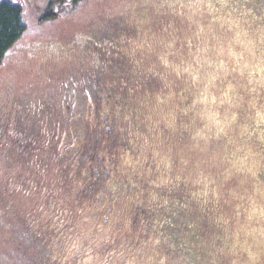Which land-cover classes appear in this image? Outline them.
<instances>
[{
    "label": "rangeland",
    "instance_id": "374dc122",
    "mask_svg": "<svg viewBox=\"0 0 264 264\" xmlns=\"http://www.w3.org/2000/svg\"><path fill=\"white\" fill-rule=\"evenodd\" d=\"M9 1L20 6L26 17L24 32L0 63V96L28 106L13 119V133L23 124V112L35 115L36 106L50 108L38 115L44 143L30 152L27 167L16 143L0 149V264H155L157 239L167 241L160 249L167 250L159 257L164 264L169 259L176 264H264V4L258 6V0H83L58 19L40 21L28 0ZM189 4L194 7H181ZM207 4L213 6L211 13ZM118 17L130 30L126 36H116L117 43L112 40L105 46L87 44L84 37L90 28L106 31ZM109 48L116 66L105 58ZM229 50L232 57L221 55ZM221 60L226 64L220 67L206 63L218 65ZM199 65L202 81L215 78L214 94H223L217 89L227 92L228 102L219 111L227 112L232 123L226 136L207 144L200 141V149L193 152L188 145L195 127L181 113L194 92L189 71ZM98 67L115 70L100 72L108 95L98 111L115 113L116 107L121 108V137L114 148L118 169L103 185L117 197L110 203L121 221L118 231L93 219L89 203L81 197L89 163L95 164L98 156L106 161L113 154L98 140L92 162L61 158L71 137L69 122L78 125L65 109L76 94H83L89 106L82 140L90 147L98 123L91 111L98 97L92 95L94 85L81 81L80 75ZM73 76L79 82L75 88L69 83V88ZM155 96H170L168 110H179L176 131L161 124L151 132L154 146L171 149L172 171H166V161L156 171L149 150V164L132 173L141 156L136 137L151 129L147 121H134L130 109L145 112ZM53 138L55 146L50 143ZM19 175L25 178L22 184L16 181ZM169 179L171 183H166ZM161 180L165 184L157 189L155 184ZM136 207L149 212L159 208L155 216L144 214L135 222ZM168 213L175 215L171 220L175 223L167 232L163 220ZM55 229L64 232L63 251L53 243ZM101 242L104 254L98 251ZM79 249L81 257L69 263L67 252Z\"/></svg>",
    "mask_w": 264,
    "mask_h": 264
},
{
    "label": "flooded vegetation",
    "instance_id": "af4514ba",
    "mask_svg": "<svg viewBox=\"0 0 264 264\" xmlns=\"http://www.w3.org/2000/svg\"><path fill=\"white\" fill-rule=\"evenodd\" d=\"M81 1L83 2V0H28L35 15L40 21L51 17L58 19L67 12L75 9L81 3ZM108 26L109 28L106 31L102 30L103 28H90L89 32H87L84 37L87 44L95 48L97 47L96 45L105 46L112 40L117 43L115 40L116 36L124 37L130 31L124 18L122 17L112 19ZM105 58L114 66H116L117 61L112 48H109V54L106 55ZM100 72L105 75L106 72L112 74L115 72V70H102L100 67H98L97 70L93 71L89 75H80L82 77L81 81L87 84L89 83L91 86L94 85L96 94L92 93V95L93 97H95V95L98 97L97 99L94 98V104L91 111L94 116H97L98 123L95 125V130H93V136H91V139H89L90 147H87L86 143H84L82 140L83 135L86 133L83 119L86 117L85 115L89 106L88 104H85L83 94H76V96L73 95V98L68 100L67 104L65 105V109L74 115L75 121L78 125L72 126L69 122V131L71 133V137L65 142V151L63 153L64 156L61 158L71 160L72 162H79L81 160L89 159L90 162H92L91 158L96 156L97 153L96 147L97 142H99L98 140H102L103 147H105L106 151L113 154H109V157L106 159V161L102 160L104 157L98 156V161L95 164L92 165L89 163L90 170L87 171L86 179L82 186L83 194L81 197L85 198L89 203V215L93 219L98 220L99 224L103 227H112L114 231H118L117 229H119L121 221L116 218L114 209L110 203V201L116 200L117 197L115 195L108 194L103 185L105 180L110 177L112 170H116L117 168L116 159H114V154L116 155L114 148L117 144H119L121 137V133L118 129L121 117V108L116 107L114 109L115 113L98 111L99 108H101V106L104 104L103 102H106V95H108V85L104 84V80L102 79ZM77 82L79 81L76 76H73V78L71 77L70 81L68 82V87L70 88V83L71 86L75 88ZM97 83H99V85ZM100 83H103V85L100 86ZM95 84L98 85V89H96ZM22 102L11 99L6 100L0 96V149L4 150L5 147L13 146V143H16L19 147V152L25 158L23 165L27 167L30 164V159H28L30 152H32L33 148L35 150V148L43 146L44 143V139L41 138V131L39 130L38 126V115H41L45 110H47V108L49 109L50 107L46 108L42 105L36 106L34 108L35 115L31 114L28 110L23 112V124H21V126H19L20 128L16 131V136L15 133H13V119L18 115V113L24 110V107L28 108V106L24 105L22 107ZM48 126L51 128V124ZM50 143L55 146L56 138H53ZM66 165L69 166V164ZM88 174L89 178L87 179ZM16 181L18 184H22L24 183L25 178L23 175H19L16 177ZM26 183L27 181L25 182V186H29L26 185ZM175 199H177V197L173 196L172 200ZM50 205H52V202ZM158 208L159 207H155L149 212L146 209H139V207H136L134 212V221L136 222V218L144 214L155 216ZM173 217H175V215L171 213L163 220V223L167 229H170L174 226L175 221L171 222ZM63 234L64 232H62L60 229H55L52 232V235H55L54 242L53 240L52 242L55 243L60 251L65 250L61 240ZM120 241L121 238H116V243H120ZM99 247L100 249L98 251H101V253L104 254L106 251L104 242H101ZM81 250L79 249L78 251L67 252L68 256L66 260L71 263L72 261L74 262L75 260L79 259L82 255Z\"/></svg>",
    "mask_w": 264,
    "mask_h": 264
},
{
    "label": "clouds",
    "instance_id": "9594fccd",
    "mask_svg": "<svg viewBox=\"0 0 264 264\" xmlns=\"http://www.w3.org/2000/svg\"><path fill=\"white\" fill-rule=\"evenodd\" d=\"M181 7L192 8L194 6L189 4L181 5ZM195 7L199 6L197 5ZM205 7L209 13L212 12L213 6L211 4H207ZM129 44H132L131 40L129 41ZM221 55L232 57L234 54L229 50L228 53H221ZM240 58L241 57H236L237 60ZM206 63H208V67H220L226 64V61L221 60L220 64L218 65L210 62ZM200 67H202V65H199L196 69H190L189 71V74L192 77L190 86L194 89V92L192 93V99L189 106L185 107L181 113L183 118L190 121L191 125L195 127V132L191 135L188 145V150L193 152L197 149H200V141H203L205 144H207L211 140H216L222 136H226L230 131V125L232 123V119L229 118L227 112L222 114L219 111L220 106L228 102L227 92L223 91L222 89H217L223 94L219 96L214 94L211 89L216 87L213 83V79L215 78L209 79L206 82L202 81L198 74ZM245 67H247V64H245ZM171 103L172 98L170 96H155L150 98L145 105V108L147 109L145 112L137 111L135 108L131 107L129 115L132 117V119L134 121H139V124L147 121L149 128L151 129L150 132L148 131V134H143V136L136 137L141 156L135 161V168L132 169V173L138 172L139 169H142L145 165L149 164V159L146 155L147 151L149 150H152L151 163L156 164V171L161 170V167L165 165V161L167 162L166 171H172L171 149L163 151L160 149V146H154L151 143V140L153 139L151 136L152 130H159V126L161 124H164L165 127L171 131H176L175 121L177 119V112L179 110H168V107ZM141 116L143 117V120H141ZM169 121L172 123H169ZM196 125L199 126L197 127ZM184 127L187 128L189 125H184ZM182 163L187 164L188 161L182 160ZM155 178L159 179V177ZM166 183H171V180H167ZM164 184L165 181L161 180L160 183L155 184V187L157 189H162ZM166 244V240L157 239V257L155 258V264H164V262L159 257L166 253V249L164 252L160 251V249ZM168 264H176V262L169 259Z\"/></svg>",
    "mask_w": 264,
    "mask_h": 264
},
{
    "label": "trees",
    "instance_id": "16d2710c",
    "mask_svg": "<svg viewBox=\"0 0 264 264\" xmlns=\"http://www.w3.org/2000/svg\"><path fill=\"white\" fill-rule=\"evenodd\" d=\"M259 5L264 0H258ZM26 28V17L22 8L7 0L0 1V63L5 52L20 37ZM167 232L168 229L166 228Z\"/></svg>",
    "mask_w": 264,
    "mask_h": 264
},
{
    "label": "snow or ice",
    "instance_id": "6c2138e0",
    "mask_svg": "<svg viewBox=\"0 0 264 264\" xmlns=\"http://www.w3.org/2000/svg\"><path fill=\"white\" fill-rule=\"evenodd\" d=\"M79 39V38H78Z\"/></svg>",
    "mask_w": 264,
    "mask_h": 264
}]
</instances>
